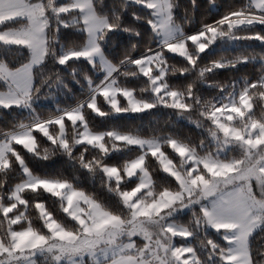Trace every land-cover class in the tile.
Returning a JSON list of instances; mask_svg holds the SVG:
<instances>
[{
  "label": "snow or ice",
  "instance_id": "6c2138e0",
  "mask_svg": "<svg viewBox=\"0 0 264 264\" xmlns=\"http://www.w3.org/2000/svg\"><path fill=\"white\" fill-rule=\"evenodd\" d=\"M0 264H264V0H0Z\"/></svg>",
  "mask_w": 264,
  "mask_h": 264
},
{
  "label": "trees",
  "instance_id": "16d2710c",
  "mask_svg": "<svg viewBox=\"0 0 264 264\" xmlns=\"http://www.w3.org/2000/svg\"><path fill=\"white\" fill-rule=\"evenodd\" d=\"M182 3H186V0H181ZM225 3L228 2V0H224ZM9 119H11V117H9ZM153 118L151 117H146L145 118V123H147L149 120H152ZM155 120H158L160 122V125L163 126L164 120L166 119V117L163 114H159L157 117L154 118ZM257 244H260L261 241H257Z\"/></svg>",
  "mask_w": 264,
  "mask_h": 264
}]
</instances>
